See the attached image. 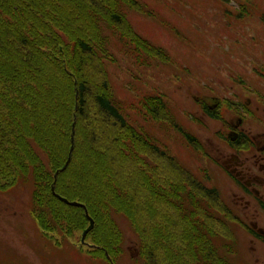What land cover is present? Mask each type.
Here are the masks:
<instances>
[{"label":"trees","instance_id":"1","mask_svg":"<svg viewBox=\"0 0 264 264\" xmlns=\"http://www.w3.org/2000/svg\"><path fill=\"white\" fill-rule=\"evenodd\" d=\"M124 2L140 6L0 0V189L32 180L33 212L45 233L82 235L88 212L94 225L89 244H80L94 256L115 261L124 254V217L144 264H236L222 232L233 231L236 216L220 189L130 120L113 95L105 25L125 32ZM133 37L150 56L168 60L163 47ZM140 104L144 117H166L204 149L161 93L144 94Z\"/></svg>","mask_w":264,"mask_h":264},{"label":"rangeland","instance_id":"2","mask_svg":"<svg viewBox=\"0 0 264 264\" xmlns=\"http://www.w3.org/2000/svg\"><path fill=\"white\" fill-rule=\"evenodd\" d=\"M247 1L259 4L256 11L253 7L249 14L244 10L241 4ZM128 3L120 6L127 16L125 32L105 25L109 35L107 48L113 56L111 60H115L108 66L113 95L130 120L143 126L206 184L216 185L225 198L222 175L204 149L189 144L166 117L163 120L144 117L140 99L147 93H161L179 124L194 133L207 148L221 147L215 131L221 123L193 119L199 112L194 100L187 97V86H204L206 82L210 85L215 77L226 78L231 52L237 60L243 46L249 52L245 63L251 73V59L264 54V27L258 22L264 0H139L140 6ZM238 14L244 17L238 18ZM136 32L163 47L168 60L152 57L135 46L132 39ZM153 161L161 166L164 162L158 157H153ZM171 173L175 172L171 170ZM34 205L32 180H21L13 187L0 189V264H112L104 256L91 255L88 247L81 246V231L68 237L58 232L45 233L34 216ZM119 220L125 233L126 251L112 261L144 264L135 257L136 234L126 218ZM232 229L228 230L229 234L225 227L222 230L223 241L234 246L232 260L236 264H264V246L250 241L238 223L233 222Z\"/></svg>","mask_w":264,"mask_h":264},{"label":"flooded vegetation","instance_id":"3","mask_svg":"<svg viewBox=\"0 0 264 264\" xmlns=\"http://www.w3.org/2000/svg\"><path fill=\"white\" fill-rule=\"evenodd\" d=\"M241 6L249 14L250 7L256 11L259 4L247 1ZM259 18L264 27V10ZM241 48L237 60L231 52L226 78L215 77L210 85H188L187 97L198 108L199 114L193 119L221 123L215 130L221 147L207 148L194 136L222 175L226 189L222 197L235 214L236 223L250 241L264 246V54L251 59V74L245 63L249 52Z\"/></svg>","mask_w":264,"mask_h":264},{"label":"water","instance_id":"4","mask_svg":"<svg viewBox=\"0 0 264 264\" xmlns=\"http://www.w3.org/2000/svg\"><path fill=\"white\" fill-rule=\"evenodd\" d=\"M60 198H62L63 200H65L66 202L68 203H72V204H81L79 202H76V201H70L69 199L65 198V197H62L61 195H59ZM87 215L90 219V225L84 230L83 234H82V238H81V242L82 243H86V244H89L87 241H86V235L88 233V231L93 227L94 225V220L93 218L89 215V213L87 212ZM107 255L109 256V254L107 253ZM112 264H114V262L111 260Z\"/></svg>","mask_w":264,"mask_h":264}]
</instances>
